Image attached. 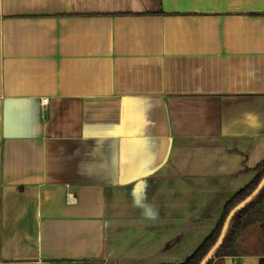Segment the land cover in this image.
I'll return each mask as SVG.
<instances>
[{
  "label": "crops",
  "instance_id": "crops-1",
  "mask_svg": "<svg viewBox=\"0 0 264 264\" xmlns=\"http://www.w3.org/2000/svg\"><path fill=\"white\" fill-rule=\"evenodd\" d=\"M263 159L264 0H0V264L180 263Z\"/></svg>",
  "mask_w": 264,
  "mask_h": 264
},
{
  "label": "trees",
  "instance_id": "trees-1",
  "mask_svg": "<svg viewBox=\"0 0 264 264\" xmlns=\"http://www.w3.org/2000/svg\"><path fill=\"white\" fill-rule=\"evenodd\" d=\"M255 175L250 183L238 190L223 206L220 217L213 230L200 243L194 252L177 264H199L208 251L217 241L222 226L229 212L246 197H248L264 176V159L253 169ZM258 228L260 235L254 247L256 255L260 257L259 264H264V189L261 193L242 211L236 214L229 226L219 250L208 264H223L225 257L240 258L245 255L239 244L241 238L249 229Z\"/></svg>",
  "mask_w": 264,
  "mask_h": 264
},
{
  "label": "water",
  "instance_id": "water-1",
  "mask_svg": "<svg viewBox=\"0 0 264 264\" xmlns=\"http://www.w3.org/2000/svg\"><path fill=\"white\" fill-rule=\"evenodd\" d=\"M263 189H264V176L261 179L260 183L257 185V187L254 189V191L229 212L222 226L217 241L199 264H208L214 258L216 252L219 250L222 243L224 242L225 236L228 232L229 226L234 216L238 214L240 211H242L246 206H248L261 193Z\"/></svg>",
  "mask_w": 264,
  "mask_h": 264
},
{
  "label": "rangeland",
  "instance_id": "rangeland-1",
  "mask_svg": "<svg viewBox=\"0 0 264 264\" xmlns=\"http://www.w3.org/2000/svg\"><path fill=\"white\" fill-rule=\"evenodd\" d=\"M260 232L258 228L249 229L241 238L239 244L243 253H256L254 244L258 239Z\"/></svg>",
  "mask_w": 264,
  "mask_h": 264
},
{
  "label": "built area",
  "instance_id": "built-area-1",
  "mask_svg": "<svg viewBox=\"0 0 264 264\" xmlns=\"http://www.w3.org/2000/svg\"><path fill=\"white\" fill-rule=\"evenodd\" d=\"M43 103H44V101H43Z\"/></svg>",
  "mask_w": 264,
  "mask_h": 264
}]
</instances>
